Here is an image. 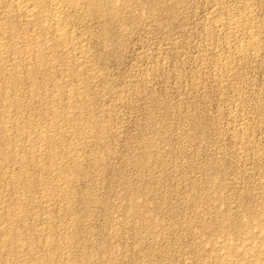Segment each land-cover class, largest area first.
Wrapping results in <instances>:
<instances>
[{
    "label": "rangeland",
    "instance_id": "1",
    "mask_svg": "<svg viewBox=\"0 0 264 264\" xmlns=\"http://www.w3.org/2000/svg\"><path fill=\"white\" fill-rule=\"evenodd\" d=\"M75 1L0 0V264H264V0Z\"/></svg>",
    "mask_w": 264,
    "mask_h": 264
},
{
    "label": "bare ground",
    "instance_id": "2",
    "mask_svg": "<svg viewBox=\"0 0 264 264\" xmlns=\"http://www.w3.org/2000/svg\"><path fill=\"white\" fill-rule=\"evenodd\" d=\"M76 1L75 0H72V3H75ZM24 3V2H23ZM1 6V5H0ZM52 6V5H51ZM51 6H49L50 7V9H51ZM21 7V6H20ZM25 8H26V13H27V15H29V16H32L34 13H37L36 11H37V7H36V5H29V4H26L25 5ZM41 8V7H40ZM58 8H59V5L58 6H56V5H54L53 7H52V10H56V12H58ZM48 9V8H47ZM44 10V9H43ZM40 11V10H39ZM41 12H42V9H41ZM60 12V11H59ZM59 12H58V14H59ZM55 14L56 13H54V16H55ZM28 17V16H27ZM56 21H55V23H53V25H52V28L54 29V34L57 36V37H59V38H62V40L64 41V39H63V37H66V35H67V29H66V23L64 22V20L62 19V17L60 18V19H58V16L56 15ZM60 17V16H59ZM50 18V17H49ZM53 19V18H52ZM34 21V20H33ZM238 22V21H237ZM46 23H47V21H46ZM5 25V24H4ZM45 26V25H44ZM236 26V25H235ZM39 27V26H38ZM42 27H43V25H42ZM49 27V26H48ZM51 27V26H50ZM1 28H3V27H1ZM5 28V27H4ZM45 28V27H44ZM251 28V27H250ZM37 30V29H36ZM49 30V29H48ZM51 30V29H50ZM9 31V30H8ZM53 31V30H52ZM46 32V31H45ZM52 33V32H51ZM40 34V33H39ZM257 34V33H256ZM255 35V34H254ZM50 37H51V35H50ZM54 37V36H53ZM246 37V36H245ZM250 37V36H249ZM252 37H254V36H252ZM30 38V37H29ZM67 38V37H66ZM50 39H52V38H50ZM50 39H49V41H50ZM57 39V38H56ZM36 40V39H35ZM62 40H60V41H62ZM26 42V41H25ZM59 42V41H58ZM57 42V43H58ZM61 43V42H60ZM59 43V44H60ZM40 44V43H39ZM38 44V45H39ZM54 45H55V43H54ZM65 45V44H64ZM67 45V44H66ZM41 46V45H40ZM69 47H70V45H69ZM247 47H248V45H241V47H240V49H242V50H246L247 49ZM237 48H239V47H237ZM30 49V48H29ZM34 49V48H33ZM39 49V48H38ZM1 50V49H0ZM27 50H28V48H27ZM40 50H42V48L40 49ZM39 50V51H40ZM26 51V50H25ZM32 51V50H31ZM23 52V51H22ZM29 52H30V50H29ZM239 52V51H238ZM245 52H248V51H245ZM24 53H27V52H24ZM39 53V52H38ZM40 53H42V51H40ZM65 53V52H64ZM21 54V53H20ZM28 54V53H27ZM65 55V54H64ZM20 58V57H19ZM42 58V57H41ZM39 59V58H38ZM1 60V59H0ZM2 61H3V59H2ZM17 62V61H16ZM5 63V62H4ZM30 68V67H29ZM54 68V67H53ZM11 69V68H10ZM12 70V69H11ZM50 71V70H49ZM17 72V71H16ZM43 76V75H42ZM50 77V76H49ZM59 84V83H58ZM10 87V86H9ZM15 87V86H14ZM78 91V90H77ZM13 93H14V91H13ZM7 96V95H6ZM3 98V97H2ZM6 98V97H5ZM15 98H16V96H15ZM18 98V97H17ZM19 99V98H18ZM3 100V99H2ZM11 100H12V98H11ZM6 102V101H5ZM16 102V101H15ZM10 105V104H9ZM3 107V106H2ZM56 109V108H55ZM7 110H10V108L9 109H7ZM6 110V111H7ZM6 113H8V112H6ZM53 114V113H52ZM60 114V113H59ZM66 115V114H65ZM1 116H2V114H1ZM6 116V115H5ZM4 116V118H6ZM60 117V116H59ZM70 116H68V118H69ZM74 117V116H73ZM1 118V117H0ZM63 118V117H62ZM66 118V117H65ZM44 119V118H43ZM70 119V118H69ZM4 120V119H3ZM7 120V119H6ZM12 120V119H11ZM43 121V120H42ZM66 121H68V120H66ZM2 122V121H1ZM50 122V121H49ZM53 122H54V120H53ZM63 122V121H62ZM61 122V123H62ZM3 123V122H2ZM52 123V122H51ZM56 124H58V123H56ZM31 125V124H30ZM42 125V124H41ZM2 126V125H1ZM13 127V126H12ZM53 127H54V125H53ZM52 127V128H53ZM51 128V129H52ZM49 129H50V127H49ZM54 129V128H53ZM45 130V129H44ZM55 130V129H54ZM15 131V130H14ZM80 132V131H79ZM14 133V132H13ZM40 133H42L41 132V129H40ZM51 133V132H50ZM86 133V132H85ZM30 134V133H29ZM12 135V134H11ZM10 136V135H9ZM79 136V135H78ZM82 136V135H81ZM84 136V135H83ZM41 137V136H40ZM43 137V136H42ZM52 137V136H51ZM16 138V137H15ZM61 138V137H60ZM43 139V138H42ZM41 139V140H42ZM80 139V138H79ZM84 139V138H83ZM18 140V139H17ZM47 140V139H46ZM40 141V140H39ZM19 142V141H18ZM33 145H34V143H33ZM41 145V144H40ZM45 145V144H44ZM46 148V147H45ZM42 149H43V147H42ZM75 149V148H74ZM36 156H37V154H36ZM52 157V156H51ZM56 157H58V156H56ZM36 158V157H35ZM39 158V157H38ZM29 161V160H28ZM45 161V160H44ZM54 161V160H53ZM59 165V164H58ZM52 167V166H51ZM48 169V168H47ZM52 169V168H51ZM83 172V171H82ZM67 177V176H66ZM15 180V179H14ZM39 181H41V180H39ZM66 181V180H65ZM41 184V183H40ZM44 192V191H43ZM61 192V191H60ZM62 195V194H61ZM45 200V199H44ZM22 202V201H21ZM49 202V201H48ZM19 203V202H18ZM25 204V203H24ZM17 211H18V208H17ZM20 211V210H19ZM18 211V212H19ZM15 212V211H14ZM13 212V213H14ZM16 213V212H15ZM21 213V212H20ZM16 216V215H15ZM4 218V217H3ZM2 221V220H1ZM9 222V221H8ZM17 232V231H16ZM13 234V233H12ZM18 236V235H17ZM64 237V236H63ZM13 239V238H12ZM7 240V239H6ZM19 240V239H18ZM18 243V242H17ZM12 245H14V244H12ZM10 247H11V245H10ZM29 247V246H28Z\"/></svg>",
    "mask_w": 264,
    "mask_h": 264
}]
</instances>
